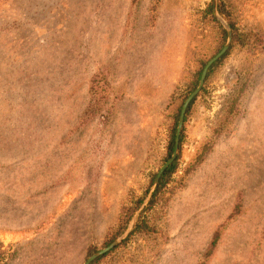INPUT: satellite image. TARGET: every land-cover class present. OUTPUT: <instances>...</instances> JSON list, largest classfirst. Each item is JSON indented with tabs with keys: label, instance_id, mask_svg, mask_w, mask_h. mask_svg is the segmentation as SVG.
Masks as SVG:
<instances>
[{
	"label": "rangeland",
	"instance_id": "1",
	"mask_svg": "<svg viewBox=\"0 0 264 264\" xmlns=\"http://www.w3.org/2000/svg\"><path fill=\"white\" fill-rule=\"evenodd\" d=\"M216 3L230 50L147 211L219 52L213 0H0V264H84L130 229L91 264H264V0ZM142 213L153 232L130 236Z\"/></svg>",
	"mask_w": 264,
	"mask_h": 264
},
{
	"label": "trees",
	"instance_id": "2",
	"mask_svg": "<svg viewBox=\"0 0 264 264\" xmlns=\"http://www.w3.org/2000/svg\"><path fill=\"white\" fill-rule=\"evenodd\" d=\"M221 1V0H220ZM218 10L221 14L225 15L226 11H225V8L221 5H218ZM208 12L209 14L211 15V18L213 21H215V19L213 18L212 16V4L210 3V5L208 6ZM217 23V22H216ZM232 30H233V25L230 24ZM220 27V26H219ZM221 29V43H220V47H219V51L221 50V48L223 47L224 45V42H225V37H226V34H225V31L224 29ZM230 50V49H229ZM229 50L227 51V53H225L215 64H213L208 72H207V75H206V80L208 79V77L210 76L211 72L221 63V61L228 55L229 53ZM204 67V64L201 66V69H199L196 74H195V78H194V81L191 85V89L189 92H192L197 84H198V81L200 79V75H201V71ZM173 98L175 97L174 95L172 96ZM197 99L194 98L189 106L187 107V110L185 112V116H184V122L187 118V115L190 111V108L192 106V104L195 102V100ZM181 105H179V107L177 108V111L175 112L174 114V117H173V124L172 126L170 127L169 129V139H168V143H167V158H169L174 150V140H175V132H176V128H177V124H178V120H179V115H180V111H181V107H182V102L180 103ZM183 134V128H182V131H181V134H180V138H179V148H178V155H177V158L176 160L173 162V164L171 166H169L165 171L164 173L162 174V176L160 177V180H159V183H158V186L149 202V205H148V208H147V211L151 210L154 205L156 204L157 202V198L159 196V194L161 193V191L167 186V184L169 183V180L175 170V167H176V164H177V160L179 159V150L181 148V143H182V135ZM154 180V175L150 177V184L153 182ZM141 201L142 199H139V200H135V201H132L131 205H128V206H125L122 211H121V215H120V218H119V221H118V227H117V234L116 236L120 235L125 229H126V226L129 222V220L131 219L133 213L138 209V207L140 206L141 204ZM151 231L153 232V229L149 223V219L146 215H144L143 213L140 214V216L138 217L137 219V222L135 224V228H134V231L131 233L130 236H133L135 234H147V233H151ZM217 238H218V234H214V236L212 237V240L210 242V245L208 247V250L205 254V257H208L212 251L214 250L215 246L217 245ZM118 248V247H117ZM104 257V256H103ZM103 257H100L98 258L97 260L94 261L97 262L99 261L100 259H102Z\"/></svg>",
	"mask_w": 264,
	"mask_h": 264
},
{
	"label": "water",
	"instance_id": "3",
	"mask_svg": "<svg viewBox=\"0 0 264 264\" xmlns=\"http://www.w3.org/2000/svg\"><path fill=\"white\" fill-rule=\"evenodd\" d=\"M213 14L215 16V18L219 21V23L224 27L225 32H226V41L224 46L222 47V49L213 57L211 58L204 66V68L202 69L201 75H200V79L198 81L197 87L187 96V98L184 100L183 105L181 107V111H180V115H179V120H178V124H177V128H176V132H175V140H174V150L170 156V158L166 161V163L159 169V171L157 172L153 185L149 191V194L143 204V206H146L149 199L151 198L155 188L157 187L160 177L162 176V174L164 173V171L173 164V162L176 159L177 156V151H178V147H179V138H180V133L183 127V123H184V116H185V112L187 110V107L189 106L190 102L199 94V92L201 91L205 79H206V75L207 72L209 70V68L215 63L217 62L229 49L230 44H231V39H232V33H231V29L230 26L228 24H226L218 15L217 13V3L216 0H213ZM131 231L128 230L126 231L123 235H121L120 237H118L116 240H114L109 246H107L106 248L98 251L97 253L93 254L92 256H90L84 264H91L94 260L98 259L99 257L103 256L104 254H106L107 252L111 251L112 249H114L119 243H121V241L123 239L126 238V236L129 234V232Z\"/></svg>",
	"mask_w": 264,
	"mask_h": 264
}]
</instances>
